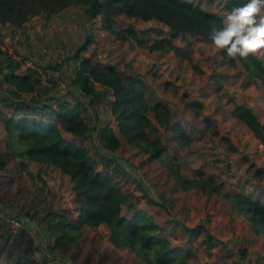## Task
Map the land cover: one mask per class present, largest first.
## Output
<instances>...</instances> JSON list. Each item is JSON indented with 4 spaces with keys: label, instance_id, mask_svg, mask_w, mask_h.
<instances>
[{
    "label": "trees",
    "instance_id": "trees-1",
    "mask_svg": "<svg viewBox=\"0 0 264 264\" xmlns=\"http://www.w3.org/2000/svg\"><path fill=\"white\" fill-rule=\"evenodd\" d=\"M247 2L226 0L225 7L230 12ZM70 7L81 8L88 20L98 19V28L115 43L135 44L152 55L154 62L149 70L132 73L84 56L93 40L88 35L72 57L76 73L69 89L76 104L55 102V88H38L39 71L26 68L8 55L1 30L25 28L37 16L50 20ZM223 21L221 15L188 0H0V105L7 112L0 170H5L7 160L12 159L30 179L36 176L46 184L47 173L42 169H54L67 184L71 197L69 204H48L39 209L34 203L17 211L13 210L15 200L1 203L5 217H0V225L5 231L0 236V264H110L109 258H116L114 251L122 253L117 264H197L193 256L201 234L208 244L205 253L210 252V243H224L202 221L205 216L212 220L216 214L204 205L197 207L198 212L201 208L206 211L204 218L192 226L187 224L193 198L198 195L207 203L222 199L220 210L230 215L235 212L257 230L264 228V203L246 189L251 180L238 185V191L223 192L206 169L195 170L196 176L187 173V159L196 154V146L206 147L203 155L213 148L202 145L203 139L224 147L228 165L233 155L242 154L210 111L215 106L224 109L232 104L231 117L264 147V123L252 105L235 102L227 91L223 102H210L205 96L210 87L214 95L223 89L224 75L217 70L205 72L195 62L193 41L210 53L212 28H222ZM179 35L184 36L183 44L175 42ZM217 50L223 53L220 64H228V74L241 65L249 73V80L243 81L245 88L261 84L264 92V58L258 54L233 58L226 50L216 48L212 52ZM208 53L204 55L214 61ZM34 62L41 67L36 59ZM169 66L173 67L172 75L188 66L194 76H200L197 93L181 92L175 82L166 80H159L154 89L143 79L155 82L160 69ZM128 151L138 157L137 165L124 156ZM30 166L38 168L39 174L34 175ZM248 170H254L253 179L263 177L252 162ZM6 217L23 220L20 231L10 233ZM33 225L43 235L45 246L37 241ZM96 237L103 245L97 247L98 257L91 261L88 240ZM179 237L183 244L175 241ZM241 245L236 246L239 260L246 264L248 251ZM202 264L218 263L210 260Z\"/></svg>",
    "mask_w": 264,
    "mask_h": 264
},
{
    "label": "rangeland",
    "instance_id": "rangeland-1",
    "mask_svg": "<svg viewBox=\"0 0 264 264\" xmlns=\"http://www.w3.org/2000/svg\"><path fill=\"white\" fill-rule=\"evenodd\" d=\"M188 1L193 2L201 6L202 8H204L206 11L214 13V14H220L222 11H224L223 15H221L223 20L226 14L228 13L225 7L226 1L223 3H219L217 7V2L219 0H214V5L211 8L202 6L199 2H196L193 0H188ZM216 8L218 9L215 10ZM74 17L78 18V16H75V15ZM100 31L101 30L98 27L89 28L86 30V35L91 36L93 39L92 42L95 44V46L92 49L93 53L98 49V46H99V43H96V42L101 39ZM164 31L166 32L167 29L165 28ZM181 37H184V36L179 35L178 37H176L175 42L177 43L179 42L180 44H182ZM83 42L81 44L77 43L76 44L77 48H79L83 44ZM214 48L215 47L213 46L211 50H208L210 53L205 51L206 54L208 53V56H210L212 53L211 59L213 58L215 59L214 61H210V59H207V57L205 56L206 54L205 55L203 54L204 49L203 47H200L199 42L193 41V49L197 52L196 55H193L195 62L198 63L199 66L204 68L205 72L212 73L214 70H217L219 71L221 76L227 74V77L223 76L224 77L223 88L227 89L228 92L234 96L233 98L235 99V102L247 103V104L252 105V107H254V113L257 115L258 119L264 123V92L262 90V85L260 84L256 86V84L253 83V85L256 87L252 88L251 91L248 90L249 88L246 89L245 91V86L243 85V81L249 80V76H248L249 73L246 74V72L242 69V66L239 64L240 67L238 69H235V70L231 69L230 73L228 74L227 73L229 71L228 64L227 63L220 64V62L223 59V53H219L218 50L215 52H212ZM263 54H264V51L260 52L259 56L262 57ZM91 56H93V54ZM172 69H173L172 66H169L168 68L160 69V75H155L156 82H158L159 80L171 81L172 83L175 82V84L178 86L181 92H184L186 90L187 93L196 94L199 89L198 84L200 83V80H199L200 76H197V75L194 76L188 66L182 69L180 73L175 74V75H172L171 73ZM147 70H149V67ZM143 79L147 81L145 77ZM147 82L151 85V82L149 81ZM158 84L155 83L153 87L157 86ZM225 92L226 91H223L221 94L218 92L217 94L214 95L213 88L210 87L209 90L205 91V95L207 96L206 99L209 100L210 102H213V101L216 102V100L220 99V102H223L227 99V97H225L224 95ZM211 94H213L212 97H211ZM251 96L253 97L250 99ZM158 97H162V94L158 93ZM171 105H173V103ZM227 105L232 107V104H227ZM207 108H209L210 110V107H207ZM218 110H219V106H215L210 111H212L213 116H215L219 113ZM228 111H229V108L225 107V109L223 110V115H218L217 117L218 120L216 121L218 122L219 126L222 129H224L226 132L230 134V136L234 135L238 144L241 143L240 145H244L247 151L245 155L249 156V158L252 159L253 162L258 167L260 166V170H262L263 177H259V180H262L264 178V172H263L264 171V149L261 147L258 148V146L255 145L253 136L248 134V132H246L245 134L242 130V126L237 122L236 119L232 118L231 115L228 114ZM5 113H7L6 108L3 105H0V154L4 152V149H5L4 142H5L6 134H5L4 125H3V120H4L3 118H4ZM234 121H236L235 127H233ZM97 122L98 121L96 120V123ZM205 144L207 146L213 145L212 146L213 148L209 152H207L205 155H203L202 153L204 150H206V147L196 146L195 147L196 154L188 157L187 159V161L190 162L189 163L190 169H188L187 170L188 172L187 171L186 172L187 173L190 172L196 176L197 173H195V170H199V168H201V170L206 169L205 171L207 172V174L209 176L214 177V173L219 171L222 173L221 177H219V174L217 173L216 174L217 178L216 177L214 178L216 180L217 179L220 180L221 178L225 179L224 182L222 181V185H221L223 192L232 191V190L238 191L240 187L236 184L233 185V182H232V178L234 179L235 174H237V172L239 171L237 167H240L239 164L241 163V160L239 159L238 155L236 156L233 155L232 157L233 161H231V164L227 165V163L224 162V160H222L221 156L223 154V151H221V147L219 144H214V143H211L210 140L203 139L202 145H205ZM132 155L133 154L129 153L128 151V152H125L124 156L127 158H130L131 161L137 165L138 157L132 156ZM218 156L221 158L218 159L217 158ZM122 161L124 164L126 163L124 160ZM126 164L130 168V170H132L135 173L138 172L136 169L131 167L128 163ZM202 165L204 166L201 167ZM206 165H208L209 167H206ZM29 169L32 173H34V175L39 174L38 168L34 166H30ZM42 170L45 171V173H47L46 184H43L41 180L38 179L36 176H34L33 179H30V176L27 173L19 170L18 162L15 163L14 161H12V159H8L6 169L0 170V206H1V203H13V200H15L13 204V210L15 211H17L21 207H24L25 209L30 208L34 203L38 205L39 209L42 207H45L48 204L50 205L69 204L71 197L69 195L68 186L64 182V180H61L59 173L55 172L54 169L52 170L49 168L45 170L43 168ZM160 179H161L160 181H162V178ZM227 179H230V181L229 180L228 181L233 186H229V182L228 183L226 182ZM147 185L148 187H150V184H147ZM263 185H264V179H263L262 184L260 183V186H263ZM59 186L60 188L58 189ZM246 189H249V187H247ZM152 191L153 189L151 188V192ZM258 191L264 194V189L262 187H260V189L258 187ZM252 194L254 196V197L252 196L253 198L260 199V201L264 203V197H262L261 195H257L255 193H252ZM59 201L62 204H60ZM192 204L193 205L191 206V219L187 221L188 225L192 226L198 220H200L201 218H204L206 211L204 212L203 209L201 208L200 211L198 212L197 211L198 206L204 205V208H206V210L208 209L207 211L213 214L214 212H211V211L213 210V207L215 206V213L219 215V219H218V222L213 221V224L217 226L215 227L211 223V221L214 219L207 220L206 216H205V219L202 221H205L207 227L210 229V232H211V229H213L212 231L213 234H216L217 232L215 230L216 228H219L221 230L220 232L222 233L224 231H228V235L227 237H225L227 243L224 241V243L220 242V244H215V245L211 243L209 244L210 254L207 252L205 253L206 247L208 246V244L203 241L204 235L201 234V236L198 238V241L195 243V246L198 248V250L195 252V255L193 256V261L195 263L202 264V263H205L206 261L213 260L214 262L216 261V263L218 264H224V261L234 260L235 264H242L239 260L238 252H235V251L232 252L230 247L234 244L237 246L240 243V240L245 241V242H248V240H250V242H253L252 244L250 243L251 246L249 247L251 257L248 258V261L246 264H248V262H250L251 264H264V228L263 227L262 228L258 227L259 229L257 230L255 227L250 226L247 219L239 216L235 212H233L230 215L228 211L219 209L220 204L213 203V202L207 203L205 201L204 196L198 195L194 197ZM226 207H227L226 210H228L230 206L228 205ZM237 217H239L241 221L240 220L237 221L235 219ZM229 218H234L235 220L232 223H229L228 222ZM229 225H230V228H229ZM4 231H5L4 226L0 225V236L2 235L1 233L4 234ZM246 232L250 234L248 237L246 235ZM175 241L180 244L184 243V241H180V237L178 239H175ZM100 242L101 241L99 240L98 237H96L93 240L92 239L88 240L87 248L88 250L92 252L91 261H94L95 258L98 257V254L96 253L97 247H101L100 245H103V243L99 244ZM93 247H94V252L92 251ZM88 250L84 251L83 257L87 255ZM115 254L114 256L116 258L115 259L109 258V260L107 261L108 263L117 264L118 261L122 259V253L120 251H116ZM37 256L39 255L37 254L36 257Z\"/></svg>",
    "mask_w": 264,
    "mask_h": 264
},
{
    "label": "crops",
    "instance_id": "crops-1",
    "mask_svg": "<svg viewBox=\"0 0 264 264\" xmlns=\"http://www.w3.org/2000/svg\"><path fill=\"white\" fill-rule=\"evenodd\" d=\"M196 2H199L202 6H205L207 8H211L214 5V0H193ZM226 0H219L217 2V7L219 3H223ZM218 8H216L215 10H217ZM222 11L219 15H223ZM75 16H78V18H75ZM100 25V22L98 21V19L95 20H88L85 18L84 14H83V10L81 8H76V7H70L69 9L64 10L63 12H61L58 15H55L53 17H51L50 19V25H49V33L47 36H38L36 34H34L33 32H25L22 35V52L31 55L32 57H34V59H36L40 65L44 64V65H48L50 64H55L59 67L60 72L62 74V82L67 85V87H69L72 83L74 74L76 73V62L72 61V57L75 53V51L78 49L76 44H81L84 39L86 40L87 35H86V30L89 28H94V27H98ZM101 33V39L98 40L96 43H99L98 49L93 53L92 49L95 46V44L92 42V44L89 46V48L84 52V56H91L93 54V58L95 60H98L101 65H105V64H111V65H116L117 67H119L121 70L124 71H128V72H136V73H140V74H144L146 72V70L148 69V67H150L152 65V63L154 62V57L152 55H149L148 53L144 52L141 48L137 47L135 44H131V43H127V44H117L115 43L112 39H110L109 36H107V33L104 31H100ZM86 37V38H85ZM197 42V40H194ZM184 42H182L183 44ZM200 44V43H199ZM200 47H203L200 44ZM204 51L203 54L205 52V48L203 47ZM263 52V51H261ZM92 53V54H91ZM196 51H193V55H196ZM259 55V54H258ZM264 58V54L261 57V59ZM57 63V64H56ZM132 72V73H133ZM227 77V75H224ZM149 81V80H147ZM151 84L154 85L155 83L158 84V82H153V80H150ZM158 86V85H157ZM157 86H154V89L157 88ZM257 86V85H256ZM256 86L251 85L246 89H248L249 91L252 90V88H255ZM71 88V87H69ZM72 90H74L76 93H78V91H76L74 88H72ZM223 91H227V89L223 88L221 91H219V93L221 94ZM213 94H211L212 97ZM206 96V95H205ZM253 96L250 97V99ZM216 101H220V99L216 100ZM226 107L229 108V111L232 109L231 106L227 105ZM225 109V108H224ZM224 109H219L217 115H215L216 120L218 115H223V110ZM228 111V114H229ZM230 115V114H229ZM241 125V124H240ZM236 126V121H234V125L233 127ZM242 126V130L243 132L246 134L247 129L246 127ZM221 128V127H220ZM222 129V128H221ZM223 132L225 131L224 129H222ZM225 133L227 135H230L228 132L225 131ZM248 134H250L248 132ZM251 135V134H250ZM234 139V143L237 145L238 150L240 153H242L241 155H238L239 159L241 160V163L239 164L240 167H237L239 169V171L237 172V174H235L234 179L232 178V182L233 185H242L244 184L245 180L249 179L251 180V184L249 185V189L251 192L257 194V195H261L262 197H264V194L260 191H258V187L260 189V187H262L264 189V185L260 186V183L262 184L263 179L259 180V176L256 179H253V173L254 170H248L249 167V163H254L252 159L249 158V156L245 155V153H247L244 145H240L238 144L237 140L235 139L234 135L231 136ZM254 139V138H253ZM254 143L255 145L264 149V147H262V145L257 144V142L254 139ZM221 147V151H223L222 154V160H224V162L227 161V157H226V151L224 149V147L222 145H220ZM214 151V150H213ZM220 151V153H221ZM249 151V149H248ZM242 156H247L248 159L247 160H243ZM255 164V163H254ZM228 165V164H227ZM256 165V164H255ZM209 167V166H208ZM256 167L260 170V166L258 167L256 165ZM228 169V167H227ZM228 171V170H227ZM262 172V170H260ZM264 172V171H263ZM219 174V177H221V172H216L214 173V177L217 178L216 174ZM229 173V172H227ZM230 181V179H227V183ZM222 181L224 182L225 179L221 178L220 180L217 179L218 184L222 185ZM232 184H230L229 182V186H233ZM213 202V201H212ZM221 199L218 200V204H220ZM214 203V202H213ZM226 206H228L226 204ZM215 211V206L213 207V210ZM218 214L214 215V220L211 221L212 225L215 226L213 224L214 222H218L219 219V215ZM217 217V219H216ZM231 218L228 219V222L230 223ZM228 223V224H229ZM217 226V225H216ZM215 226V227H216ZM230 228V225H229ZM32 230L34 235L37 238V241L41 243L42 246H45V239L43 237V235L40 233V230L33 225L32 226ZM217 232L216 234H213V229H211V234L215 237H217L219 240L221 241H226L225 237H227L228 235V231H224L223 233L220 232L221 230L219 228L215 229ZM247 237L250 235L248 232H246ZM239 241V240H238ZM243 241L240 240V243L238 244L239 246L241 245ZM250 243L252 244L253 242H250V240H248V242H243V246L241 245V247L245 248L248 251V257H251L250 255V249L249 247L251 246ZM230 249L235 252L237 251V247L236 245H232L230 247ZM116 251L113 252V254H115ZM116 255V254H115ZM117 256V255H116ZM239 256V254H238ZM66 260V258H65ZM232 262H234V260H230ZM242 263V262H241ZM247 263V262H246ZM68 264H71V261H68ZM235 264V263H234ZM245 264V263H242ZM248 264H250V262H248Z\"/></svg>",
    "mask_w": 264,
    "mask_h": 264
},
{
    "label": "clouds",
    "instance_id": "clouds-1",
    "mask_svg": "<svg viewBox=\"0 0 264 264\" xmlns=\"http://www.w3.org/2000/svg\"><path fill=\"white\" fill-rule=\"evenodd\" d=\"M223 25L213 26L210 40L215 48L226 50L229 57L244 59L264 51V0H248L233 8Z\"/></svg>",
    "mask_w": 264,
    "mask_h": 264
},
{
    "label": "built area",
    "instance_id": "built-area-1",
    "mask_svg": "<svg viewBox=\"0 0 264 264\" xmlns=\"http://www.w3.org/2000/svg\"><path fill=\"white\" fill-rule=\"evenodd\" d=\"M50 20L45 16H37L31 19L30 23L25 28L10 29L4 27L1 30L3 37L4 49L13 59L19 61L26 68L37 70L40 73L39 89L55 88L54 96L55 102L62 103L68 106H74L76 99L70 92L69 87L62 82V74L59 68L54 66L44 65L37 66L34 62V57L31 55L24 56L22 52V35L25 32H33L38 36H47L49 33ZM39 65V64H38ZM0 217L5 215L0 210ZM8 222L9 231L12 234L17 233L23 227L24 221L18 218H5ZM49 264V263H47Z\"/></svg>",
    "mask_w": 264,
    "mask_h": 264
}]
</instances>
